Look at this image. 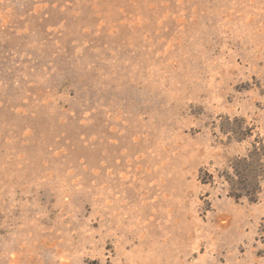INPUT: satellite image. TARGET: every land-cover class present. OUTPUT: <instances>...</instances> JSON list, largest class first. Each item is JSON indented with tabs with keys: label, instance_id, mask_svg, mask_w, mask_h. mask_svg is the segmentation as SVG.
I'll return each instance as SVG.
<instances>
[{
	"label": "rangeland",
	"instance_id": "1",
	"mask_svg": "<svg viewBox=\"0 0 264 264\" xmlns=\"http://www.w3.org/2000/svg\"><path fill=\"white\" fill-rule=\"evenodd\" d=\"M264 0H0V264H264Z\"/></svg>",
	"mask_w": 264,
	"mask_h": 264
},
{
	"label": "trees",
	"instance_id": "2",
	"mask_svg": "<svg viewBox=\"0 0 264 264\" xmlns=\"http://www.w3.org/2000/svg\"><path fill=\"white\" fill-rule=\"evenodd\" d=\"M232 174L225 176L228 196L239 200L245 198L255 202L261 193V179L264 178V146L252 143L245 157L231 162Z\"/></svg>",
	"mask_w": 264,
	"mask_h": 264
}]
</instances>
